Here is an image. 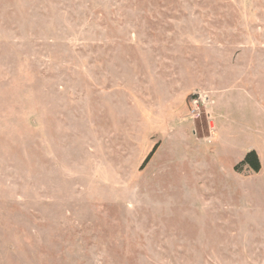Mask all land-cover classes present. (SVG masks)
<instances>
[{"label": "rangeland", "instance_id": "1", "mask_svg": "<svg viewBox=\"0 0 264 264\" xmlns=\"http://www.w3.org/2000/svg\"><path fill=\"white\" fill-rule=\"evenodd\" d=\"M0 264H264V0H0Z\"/></svg>", "mask_w": 264, "mask_h": 264}, {"label": "trees", "instance_id": "2", "mask_svg": "<svg viewBox=\"0 0 264 264\" xmlns=\"http://www.w3.org/2000/svg\"><path fill=\"white\" fill-rule=\"evenodd\" d=\"M150 155L151 154H149L146 157L145 161H147L149 159ZM240 164L245 165L246 167L253 170L254 172H258L260 169V162H259L257 154L254 150L248 151L245 154L244 158L241 160Z\"/></svg>", "mask_w": 264, "mask_h": 264}]
</instances>
